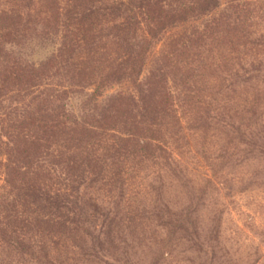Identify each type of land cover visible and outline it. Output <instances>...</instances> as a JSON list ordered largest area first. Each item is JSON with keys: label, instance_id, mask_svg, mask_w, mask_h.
Returning a JSON list of instances; mask_svg holds the SVG:
<instances>
[{"label": "trees", "instance_id": "1", "mask_svg": "<svg viewBox=\"0 0 264 264\" xmlns=\"http://www.w3.org/2000/svg\"><path fill=\"white\" fill-rule=\"evenodd\" d=\"M0 264H264V0H0Z\"/></svg>", "mask_w": 264, "mask_h": 264}, {"label": "rangeland", "instance_id": "2", "mask_svg": "<svg viewBox=\"0 0 264 264\" xmlns=\"http://www.w3.org/2000/svg\"><path fill=\"white\" fill-rule=\"evenodd\" d=\"M193 22V21H190ZM166 33V32H165ZM165 33L163 34V36H161V38L155 43L152 51H155L159 44L161 39L164 37ZM53 48L52 45H49V41L43 39L42 42H36V44L32 43L28 48L25 49V55H27V58L32 60V61H39L41 60L43 57H45V55H47V53ZM118 86H113L111 89H108L105 93H111L114 92L115 89H117ZM90 89L82 91L80 93H77L75 95L70 96L66 102H67V108L70 110L71 113H78V111L80 110L79 104L81 102V100H83L84 98H86V96L89 94ZM251 245L254 247L255 243L251 242ZM262 249V248H261ZM261 249H259V251H261Z\"/></svg>", "mask_w": 264, "mask_h": 264}]
</instances>
